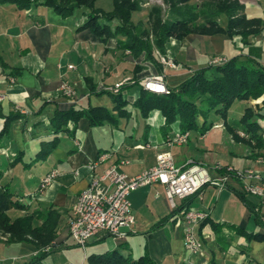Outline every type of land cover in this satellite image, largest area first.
<instances>
[{"label": "crops", "instance_id": "1", "mask_svg": "<svg viewBox=\"0 0 264 264\" xmlns=\"http://www.w3.org/2000/svg\"><path fill=\"white\" fill-rule=\"evenodd\" d=\"M238 2L246 19L261 21L260 31L248 36L247 45L224 34H189L181 41L170 39L165 56L176 68L158 62L160 70L144 61L143 56L134 58L119 49L116 39L102 42L81 28L85 12L75 11L61 19L51 8L39 4L24 10L0 4V126L5 117L19 115L0 143V212L13 218L31 215L33 227L43 224L49 210L56 213L55 238L50 246L39 249L30 238L8 244L7 237H1L0 264H27L41 253L44 256L39 264H88L89 255L110 251L131 259L146 256L155 264H264V242L247 241L237 233L264 236V225L257 224L250 207L262 222L264 210L254 196L246 195L250 207L239 198L242 184L232 175L226 177L224 187L207 184L186 200L176 199L175 208L169 206L163 188L157 184L135 190L128 196L134 217L132 227L120 229L116 236L102 232L84 249L67 232L75 199L87 187L91 174L88 165L93 163L95 175L114 166L131 177L154 166L157 154L170 152L176 165L202 166L213 180L221 179L226 169L252 170L264 186V144L247 142L249 136L240 123L244 109L254 102L234 101L225 120L213 114L209 130L204 134L189 132L185 144L172 147L165 143L180 133L178 123L164 135V120L159 112L138 120L139 112L133 107L141 82L149 75H162L172 89L195 71L207 70L210 74L208 63L214 57L229 60L248 55L264 65V0ZM219 22L226 25L222 17ZM154 57L157 60L155 54ZM125 79L133 81L121 92L128 104V117L96 127L81 118L55 133L51 126L55 112L102 107L116 114L108 88ZM62 83L75 91L74 97L61 92ZM236 102L239 105L235 108ZM258 113L264 140V108ZM140 131L143 135L139 138ZM53 138L57 139L56 147L45 158H37L41 144ZM51 171L56 172V177L39 192L42 180ZM3 186L22 208L12 206ZM183 204L207 214L196 229L203 247L197 259L183 248L182 213L172 214Z\"/></svg>", "mask_w": 264, "mask_h": 264}, {"label": "trees", "instance_id": "2", "mask_svg": "<svg viewBox=\"0 0 264 264\" xmlns=\"http://www.w3.org/2000/svg\"><path fill=\"white\" fill-rule=\"evenodd\" d=\"M112 10L104 13L95 8L96 0H0V4H13L17 9H28L31 5H43L51 8L61 19L70 17L77 10H87L86 20L81 28L88 29L93 35L106 42L116 39L119 49L128 51L134 58L143 56L144 61L151 63L158 70L160 64L154 54L158 52L165 56L166 45L170 39L183 40L189 34L215 35L224 34L229 39L237 38L243 45H247L249 35L260 31L259 19H246L242 14L243 6L238 0H204L200 5L191 3L192 0H162L165 8L152 5L147 13L146 21L132 22L133 13L141 11V3L137 0H111ZM224 18L223 27L219 19ZM111 23H115L111 28ZM139 69V67H136ZM207 70L193 72L187 79L175 88H168L167 94H155L139 89V94L133 107L143 119L157 111L164 120L162 132L164 135L171 130L173 123H178L180 133L198 131L204 134L212 124L210 116L219 115L227 118L228 110L234 101L254 102L251 107L244 109L240 123L248 134L247 142L255 145L264 144L260 127L257 122L259 110L264 108V65L252 56L238 55L226 61L223 65L209 66ZM123 85L114 94L107 92L114 103L116 114L102 107H89L86 110L70 109L55 112L51 118V126L55 133L62 131L68 124L75 125L81 118L88 120L90 126H101L104 123L114 124L118 118L130 115L127 102L122 97ZM18 114L5 117L0 126V143L9 134L12 123ZM200 118V121H199ZM234 138H239L232 134ZM57 144V139L41 144L37 158L43 159ZM226 174V171L223 172ZM4 195L14 208H22L14 200L12 193L1 187ZM246 193H239V198L247 204ZM186 200V199H185ZM254 220L258 225H264L254 207ZM187 210L186 205L177 207L172 214ZM56 213L49 210L40 227H33V216L10 217L0 212V237L6 236V242L21 243L30 240L39 249L50 246L55 238ZM247 241L264 242V236L256 233L237 231ZM44 253L32 258L27 264H39ZM88 264H155L150 258L143 256L131 259L122 256L117 251L89 255Z\"/></svg>", "mask_w": 264, "mask_h": 264}, {"label": "built area", "instance_id": "3", "mask_svg": "<svg viewBox=\"0 0 264 264\" xmlns=\"http://www.w3.org/2000/svg\"><path fill=\"white\" fill-rule=\"evenodd\" d=\"M140 1L141 7L146 6L144 0ZM157 5V4H156ZM158 6L164 7L162 0ZM264 29V27H262ZM158 62L164 67L175 69L176 65L166 56L155 52ZM222 57L210 59L208 66H219L226 63ZM72 69V66H68ZM125 79L108 88L116 94L119 89L129 83ZM144 90L155 94H167L168 87L162 75H149L141 82ZM61 92L68 98L75 95V91L67 84L62 83ZM2 97H0L1 100ZM189 138V132L177 133L169 138L165 145L172 147L183 145ZM95 163L88 165L90 180L85 189L76 197L71 215L67 222V232L77 246L85 248L88 241L104 232L109 235H119L120 229L131 228L134 217L131 213L128 196L137 189L157 184L163 188L164 195L171 208H175V200H185L197 194L207 184L224 187L226 177L234 176L242 184L243 192L254 196L259 201L261 210H264V186L259 184L260 177L252 170L238 172L226 169V174L219 180H213L209 172L199 165L175 164L170 152L157 154L154 166L135 176H127L116 168L109 167L102 174H94ZM218 169V167H217ZM56 177V172H49L41 182L39 192L48 187ZM207 218V214L199 210L187 209L183 214L182 239L184 248L190 256H202L201 243L196 236V229ZM186 264H193L189 261Z\"/></svg>", "mask_w": 264, "mask_h": 264}, {"label": "rangeland", "instance_id": "4", "mask_svg": "<svg viewBox=\"0 0 264 264\" xmlns=\"http://www.w3.org/2000/svg\"><path fill=\"white\" fill-rule=\"evenodd\" d=\"M144 1H145V3H147V5L146 6H142L140 12L133 13L132 19H131L133 23H137L140 20L143 21V22H145L146 21V17H147V13L149 11V8L152 5H156V4L158 5V0H144ZM203 1L204 0H192L191 3L200 5ZM94 6H95L96 9H100L104 13H108V12H110L112 10V1L111 0H96ZM162 8H165V7H162ZM76 12H85V13H88L87 10H82V9L77 10ZM114 25H115V23H111V26L110 27L113 28ZM158 75H160V74H158ZM129 81H130L129 82L130 84L133 83L132 80H129ZM169 81H170L171 84L173 83V81H171V80H169ZM129 83H127V85H129ZM237 105H239L238 102H236V104H235L234 107L236 108ZM138 120H140V114H139V119ZM199 121H200V118H199ZM173 126H177V122L173 123ZM142 135H143V131L138 132L139 138ZM183 248H184V244H183ZM184 250H185V248H184ZM185 252L190 256V253L188 251L185 250ZM201 253L203 254V247H202V245H201ZM198 254H197V257L194 258V259L199 258L198 257ZM192 257H195V256H192ZM194 259H193V261H194Z\"/></svg>", "mask_w": 264, "mask_h": 264}]
</instances>
